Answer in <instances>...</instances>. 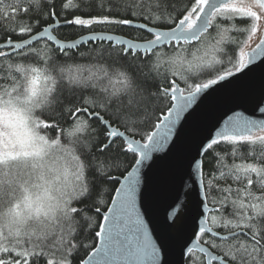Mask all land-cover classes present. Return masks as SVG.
<instances>
[{"label": "snow or ice", "instance_id": "1", "mask_svg": "<svg viewBox=\"0 0 264 264\" xmlns=\"http://www.w3.org/2000/svg\"><path fill=\"white\" fill-rule=\"evenodd\" d=\"M160 3L61 0L57 13L53 0H0V20L9 22L0 39V264H168L163 238L150 232L137 207L141 169L176 143L177 126L200 94L264 58V0H188L179 11L172 6L176 16L161 12ZM84 8L99 15H75ZM62 13L73 17L63 26H124L140 19L146 22L140 28L154 38L143 44L121 40L119 51L93 48L87 53L92 66L82 70L68 61L85 56L78 52L83 38L61 43L51 25L39 39L34 34L33 20L39 27ZM258 33V43L245 51ZM77 91L82 94L65 96ZM257 108L264 113V105ZM153 116L155 130H144ZM93 122L103 127L104 142ZM201 153L212 155L207 182ZM97 179L120 184L112 207L94 197ZM188 179L185 195L195 193L199 217L192 241L203 237L206 247L188 243L182 257L200 264L195 248L207 264H264V122L230 118L200 145ZM209 197L217 213L211 227L202 211ZM184 208L179 198L169 206V228Z\"/></svg>", "mask_w": 264, "mask_h": 264}, {"label": "water", "instance_id": "2", "mask_svg": "<svg viewBox=\"0 0 264 264\" xmlns=\"http://www.w3.org/2000/svg\"><path fill=\"white\" fill-rule=\"evenodd\" d=\"M63 24L64 22L54 18L50 28L51 35L61 43L73 41L60 40L54 34L56 29L65 27ZM140 24L133 22L131 25L125 26L150 34L147 29H141ZM38 33H36L37 39H39ZM262 33H264V28ZM93 34L112 36V41H90L89 37ZM81 38L86 43H83L80 47L97 42L122 47L119 44L121 40L138 44L146 42L134 41L107 32L90 33L74 40L79 41ZM35 44L34 42L33 46ZM137 51L145 55L142 48ZM258 105H264V58H258L249 68L200 94L192 108L184 114L177 126L178 136H174L176 143L170 145L164 152L153 154L151 160L147 161L146 165L142 167L140 186L142 191L138 190L137 207L144 214L150 232L155 237L163 238L167 248L168 264H187L188 257H182L181 252L188 243L198 242L201 246L206 247L200 241V238L197 241H192L193 232L199 223V217L197 215L195 193L185 195L187 191L185 185L192 184V180L188 179L190 161L196 156L200 145L209 141L218 130L225 127L230 118L235 117L237 114L245 120L264 122V113L258 110ZM114 128L121 131L117 127ZM204 156L205 154L201 153L202 159H204ZM120 179L123 183V179ZM195 187L200 188V185L197 184ZM201 193H203V189H201ZM115 198L116 193L113 199ZM177 198H179L181 204L185 205V208L177 225L169 228L165 224V213ZM205 203L207 206L202 208V211L209 221V216L215 212V208L209 206L208 201H205ZM112 206L111 203L110 207ZM193 253L202 255L205 258V264H207V257L204 254L195 248Z\"/></svg>", "mask_w": 264, "mask_h": 264}, {"label": "trees", "instance_id": "3", "mask_svg": "<svg viewBox=\"0 0 264 264\" xmlns=\"http://www.w3.org/2000/svg\"><path fill=\"white\" fill-rule=\"evenodd\" d=\"M60 2H61V0H53V3L56 4V8L52 9V11L60 13V7H59L60 6ZM78 2H79V0H73V3H78ZM187 3H188V0H161L160 9L159 10L161 12L167 10L168 12H171V14L173 16H176L177 15V11H179V9L184 4H187ZM174 4L176 5L177 11H173V9H172V6ZM75 15H79V16H81V18L87 19V18H90V17L97 16V15H99V13L95 9L89 11L87 8H84L83 11H81V12H75ZM54 18L57 19L56 16H52L50 18H47V22L46 23L42 20L40 25H39V27L36 26L35 20H33L34 34L40 32L43 29V27L51 25L54 22ZM71 18H73V17L71 15H69L68 13H62V14H60L58 20L60 22H64L65 19H71ZM27 20H28V18L25 17L22 21H19L20 26H22L23 23L27 22ZM133 22L146 23L145 21L140 20V19H136V18H133ZM8 23L9 22L6 21V20H0V39L7 37L8 33H6L4 31V28H5V26ZM149 26L151 27V25H149ZM164 29H167V28H164ZM96 32L112 33V34H116V35H120V36L126 37V38L134 40V41H147L148 39H153L154 38L153 36H151L150 34L144 32L142 30L129 28V27H126L125 25L121 26V25H118V24H99V23H94L91 26H83V27H81V26H65V27H61L59 29H56L54 31V34L60 40L71 41V40L79 38V37H81L83 35L90 34V33H96ZM25 38H27V37H25ZM239 38L243 39V37H239ZM12 39L19 40L20 38L18 36H12ZM41 43H43V41H41ZM101 45L103 47H105V48L112 47L113 50H115V51H119L120 48H121V47L113 46L112 44H108V43H105V42H102V43L101 42H97L95 44L94 43H90V44H88L86 46H82V47H80L78 49V52L85 54L84 57H81V56L77 55L73 60H69L68 64L70 66L79 65L82 70H87V69L91 68L92 64H91L90 60L87 58V53L89 52V50H91L93 48H96V47H99ZM34 46L35 47H39L40 45L39 44H35ZM160 50L161 51H166L167 49L166 48H161ZM139 55L144 56L141 53H139ZM63 62H64V58H61V63H63ZM73 71H75V67H73ZM146 87H147L148 90L155 91V85H153L152 83L147 84ZM81 94L82 93L79 92V91H77L74 94H70V93L66 92L65 96L69 97V98H74V97L79 96ZM84 94H86V93H84ZM164 114H166V112ZM156 115H160V113L157 112ZM155 122H156L155 116H153L152 120L149 122V124L147 126H145L144 130L153 131L154 128H152L151 125L153 123H155ZM93 123H94V126H96L98 128V131L101 133L100 141L104 142V136H103L104 129H103V127L101 125L97 124L96 122H93ZM64 127L67 128L68 127V123H65ZM113 127H117L118 129H120L123 132L125 131V129L122 126L113 125ZM49 135H51V133H49ZM134 138L137 139V140L143 141L140 136H135ZM117 143H121V141L119 139H117ZM215 151H216V149L214 147L211 150V152H215ZM130 157H131V154H129V159H130ZM69 160H70V157H69ZM203 160L205 161L204 178H205V182H207V180L209 179V175L208 174L210 172L214 173L212 155L211 154H207V155L205 154ZM62 163H63V161H62ZM69 167H70V165H69ZM70 170H71V168H70ZM121 171H123V167L121 168ZM113 174L119 176V173H113ZM71 178L72 177L70 175L69 179H71ZM120 178H122V177H120ZM96 184H97V190L94 193V197L96 199H98V200L105 201V208L110 207L111 201L114 198V195L116 193L114 191V189L118 188L119 184H113L111 182H107L106 183V182H104L102 180H99V179H97ZM207 201H208L209 206L216 208V205L212 203L211 197H209V199ZM86 204L90 207L91 204H92V201L89 200V201L86 202ZM103 210L104 209H102V211ZM89 214H91V213L89 212ZM216 215H217L216 212H213V213L210 214V216H209L210 226H212L211 225L212 217L216 216ZM203 239H204L203 237L200 238V241L202 243H203ZM98 241H99V239H97V241H96V246L98 244ZM86 242L87 243H91L92 241L89 239ZM90 253H91V249L88 250V254H90ZM193 254L200 258V264H205V258L202 255H200L199 253H193ZM80 257L86 259L87 255L85 254L84 251H81L80 252ZM41 264H43L42 261H41ZM187 264H189L188 259H187Z\"/></svg>", "mask_w": 264, "mask_h": 264}, {"label": "rangeland", "instance_id": "4", "mask_svg": "<svg viewBox=\"0 0 264 264\" xmlns=\"http://www.w3.org/2000/svg\"><path fill=\"white\" fill-rule=\"evenodd\" d=\"M263 28H264V22L261 23V33L263 31ZM259 33L257 36L253 37L252 40L249 42V45L246 47L245 51H248L250 50L251 48H253L257 42L259 41Z\"/></svg>", "mask_w": 264, "mask_h": 264}]
</instances>
